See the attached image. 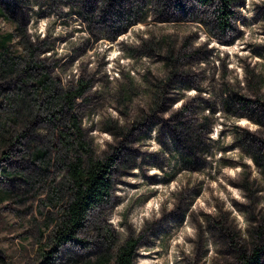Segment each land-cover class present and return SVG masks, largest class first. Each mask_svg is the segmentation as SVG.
<instances>
[{"label":"rangeland","instance_id":"obj_1","mask_svg":"<svg viewBox=\"0 0 264 264\" xmlns=\"http://www.w3.org/2000/svg\"><path fill=\"white\" fill-rule=\"evenodd\" d=\"M228 1L0 0V264H117L130 237L131 264L264 247V0ZM40 72L83 87V139L116 160L107 199L52 251L56 155L69 134L74 157L78 134L52 118Z\"/></svg>","mask_w":264,"mask_h":264},{"label":"trees","instance_id":"obj_2","mask_svg":"<svg viewBox=\"0 0 264 264\" xmlns=\"http://www.w3.org/2000/svg\"><path fill=\"white\" fill-rule=\"evenodd\" d=\"M224 6L228 0H221ZM6 6L12 11L14 2L6 1ZM228 8H220V21L227 17ZM226 22V21H224ZM6 33L3 36H9ZM6 37V38H7ZM5 40V39H4ZM4 48L6 47L3 46ZM3 57L4 53H0ZM39 84L49 89L48 104L51 106L52 118H58L64 126L77 131V141L75 144V156L70 157L68 152L69 144H72L68 135H64V149L56 155V161L63 163L65 171L61 181L52 187V191L61 194V201L58 206V213L55 221L48 232V239L53 243L51 249H56L61 243L68 240L78 239V231L84 225L89 209L96 203L106 200L110 194L113 184V170L115 167V157L110 154L97 156L90 151V145L83 139V133L79 120L73 112L76 97L83 92V87H76L70 84L59 87L54 81L49 80L48 75L40 72ZM248 98L243 101L247 104ZM71 133H74L71 131ZM83 148L87 151L85 159L78 153ZM46 150L44 148L35 152V156L43 157ZM257 158L259 155L257 154ZM46 167L41 166V169ZM137 239L131 237L124 241L116 251L115 260L117 264H131L136 250ZM44 258L36 264H51L49 253H43ZM264 247L254 246L251 250L238 249V253L231 264H252L262 258ZM101 258L98 259L100 261Z\"/></svg>","mask_w":264,"mask_h":264}]
</instances>
